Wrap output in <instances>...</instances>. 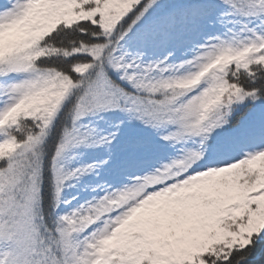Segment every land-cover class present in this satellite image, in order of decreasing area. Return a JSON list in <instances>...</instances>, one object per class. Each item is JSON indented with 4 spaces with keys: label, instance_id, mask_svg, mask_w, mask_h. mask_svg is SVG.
<instances>
[{
    "label": "snow or ice",
    "instance_id": "1",
    "mask_svg": "<svg viewBox=\"0 0 264 264\" xmlns=\"http://www.w3.org/2000/svg\"><path fill=\"white\" fill-rule=\"evenodd\" d=\"M0 264H264V0H0Z\"/></svg>",
    "mask_w": 264,
    "mask_h": 264
}]
</instances>
